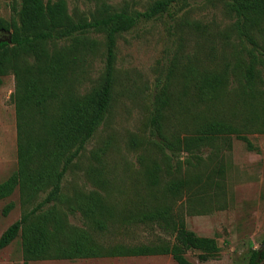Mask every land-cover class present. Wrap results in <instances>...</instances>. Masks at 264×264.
<instances>
[{"label":"trees","instance_id":"1","mask_svg":"<svg viewBox=\"0 0 264 264\" xmlns=\"http://www.w3.org/2000/svg\"><path fill=\"white\" fill-rule=\"evenodd\" d=\"M188 1L154 0L143 11L116 10L106 1H98L90 16L75 17L67 0H21L10 20L0 17V86L6 75L15 76L12 99L18 147V169L0 182V200L19 189L22 204L29 206L0 236V251L21 234L25 264L48 259L151 255H172L178 264H194L187 255L189 251L198 252L203 261L220 253L218 240L189 229L185 214L177 212L173 203L185 199L191 213L205 211L198 208L200 203L194 204L198 198L217 199L224 169L189 175L177 156L220 141L231 147L233 135L245 141L250 150H258L244 134L264 129L257 113L263 107L257 101L264 100V88L260 87L264 77L258 64H264V59L253 49L248 52V62L238 57L236 66L230 70L226 65L222 71L200 68L191 58L181 67L175 56L173 64L180 70L179 77L169 73L154 94L149 125L155 137L149 142L162 161H154L146 171L144 189L148 197L140 193L133 206H115L107 193L111 189L108 180L94 181L92 177L94 187L89 192L77 186L75 189L80 190L74 195L64 193L67 172L112 107L118 36ZM224 4L236 17L234 27L239 34L257 45L254 32L264 27V0H224ZM11 30L12 40L3 39L4 32ZM92 32L105 37L106 65L96 85L77 92L78 67L98 46ZM235 70L242 77L239 86L230 84L232 76L238 74ZM176 88L179 92L175 96ZM190 91L199 106L220 104L227 97L244 110L227 117L202 114L194 122L193 135L170 132L168 114L173 102L178 100L183 106L182 98ZM42 193L47 194L40 199ZM14 207V202L7 204L4 214ZM75 213H79L81 225L72 224L70 215ZM136 226L156 228L169 237L157 234L155 239L139 243L116 239ZM263 263L264 239L248 260V264Z\"/></svg>","mask_w":264,"mask_h":264},{"label":"rangeland","instance_id":"2","mask_svg":"<svg viewBox=\"0 0 264 264\" xmlns=\"http://www.w3.org/2000/svg\"><path fill=\"white\" fill-rule=\"evenodd\" d=\"M48 1V0H45ZM106 1L116 10L143 11L154 0H67L72 15L90 16L96 4ZM21 0H0V17L10 20L15 15L14 6ZM236 17L227 11L224 0H189L174 5L171 13L161 18L143 21L129 32L118 36L117 73L112 107L81 155L74 161L64 178V193L72 195L77 186L89 192L93 180L106 179L110 190L108 196L115 206L134 205L144 189L147 169L162 157L149 140L155 136L149 125L154 107V94L161 81L173 72L179 77L180 70L174 67L175 56L181 67L192 59L195 65L209 70L231 68L238 64V57L248 62L249 50L253 49L264 59V27L255 31L258 44L242 36L235 29ZM200 24V27L196 26ZM12 31V30H11ZM98 46L86 61L78 67L76 91L84 92L96 85L106 65V41L101 33L91 34ZM264 77V64H258ZM232 76L230 84L239 86L241 74ZM264 88V83L260 84ZM16 88L13 74L4 77L0 86V182L18 169L17 119L12 99ZM175 96L179 90H174ZM179 101L173 102L169 111L170 132L182 136L196 132L194 122L202 114L209 117H227L244 110L235 107L231 98L220 104L199 106L191 91ZM260 121H264V100L257 101ZM239 114V113H238ZM258 150H250L245 141L236 135L231 137L232 146L222 141L207 144L191 152L178 153L177 159L189 175H203L224 169L223 186L213 198H198L203 212H190L185 199L175 201L174 209L185 214L189 229L202 236L215 237L221 247L220 253L209 260H200L198 252L189 251L194 264H248L253 249L260 248L264 239V129L245 132ZM189 161L191 164H189ZM91 180V181H90ZM213 191V190H212ZM217 191V189H216ZM102 193H105L102 191ZM47 193L40 194L42 199ZM74 195V194H73ZM10 202L15 207L7 214L4 208ZM20 190L0 200V236L16 220L25 208ZM74 225H81L79 213L71 214ZM169 237L156 228L136 226L116 239L129 243L147 242L156 235ZM0 264H25L21 234L0 251ZM28 264H178L172 255L102 257L77 260L48 259L30 261ZM264 264V263H263Z\"/></svg>","mask_w":264,"mask_h":264},{"label":"water","instance_id":"3","mask_svg":"<svg viewBox=\"0 0 264 264\" xmlns=\"http://www.w3.org/2000/svg\"><path fill=\"white\" fill-rule=\"evenodd\" d=\"M3 39H7V40L11 41L12 40V31H5Z\"/></svg>","mask_w":264,"mask_h":264}]
</instances>
